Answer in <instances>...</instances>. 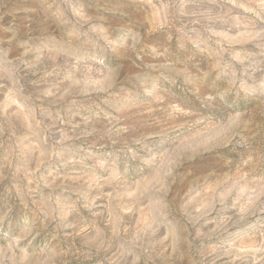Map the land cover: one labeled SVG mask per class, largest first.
I'll return each instance as SVG.
<instances>
[{
  "label": "rangeland",
  "instance_id": "obj_1",
  "mask_svg": "<svg viewBox=\"0 0 264 264\" xmlns=\"http://www.w3.org/2000/svg\"><path fill=\"white\" fill-rule=\"evenodd\" d=\"M0 264H264V0H0Z\"/></svg>",
  "mask_w": 264,
  "mask_h": 264
}]
</instances>
